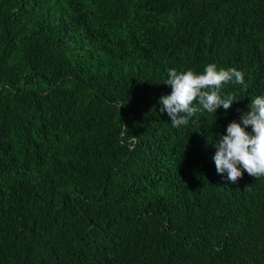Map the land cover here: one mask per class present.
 <instances>
[{
	"label": "trees",
	"instance_id": "16d2710c",
	"mask_svg": "<svg viewBox=\"0 0 264 264\" xmlns=\"http://www.w3.org/2000/svg\"><path fill=\"white\" fill-rule=\"evenodd\" d=\"M211 63L247 88L173 127ZM261 94L264 0H0V264H264V177L213 160Z\"/></svg>",
	"mask_w": 264,
	"mask_h": 264
},
{
	"label": "clouds",
	"instance_id": "9594fccd",
	"mask_svg": "<svg viewBox=\"0 0 264 264\" xmlns=\"http://www.w3.org/2000/svg\"><path fill=\"white\" fill-rule=\"evenodd\" d=\"M165 83L172 91L160 97V112L168 115L175 128L187 126L198 111L216 115L221 107L229 110L239 100L233 94L224 93L225 84L247 88L244 72L235 67L218 68L215 63L208 64L203 72L172 68ZM248 108L214 143L217 173L222 176L226 173L224 178L233 184L245 172L256 179L264 177V94L252 98Z\"/></svg>",
	"mask_w": 264,
	"mask_h": 264
}]
</instances>
